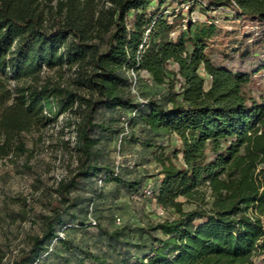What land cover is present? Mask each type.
<instances>
[{"label":"trees","instance_id":"16d2710c","mask_svg":"<svg viewBox=\"0 0 264 264\" xmlns=\"http://www.w3.org/2000/svg\"><path fill=\"white\" fill-rule=\"evenodd\" d=\"M197 9L204 19L190 15ZM223 12L248 19L264 43V0H0V160L27 155L26 135L60 116L67 125L79 118L72 123L78 166L58 184L41 235L14 264H41L57 243L66 246L63 216L86 226L74 213L83 200L70 192L77 179L103 171L96 134L121 133L102 116L119 109L133 112L131 141L152 150L159 166L154 203L176 217L111 232L96 224L99 233L118 242L126 231L140 240L161 233L157 246L140 243L147 251L132 264L264 257V98L249 87L264 71V49L231 59L209 53ZM129 72L164 91L136 100ZM135 122L147 135H135ZM171 135L181 144L180 166L166 153ZM105 170L104 181L141 186Z\"/></svg>","mask_w":264,"mask_h":264},{"label":"rangeland","instance_id":"374dc122","mask_svg":"<svg viewBox=\"0 0 264 264\" xmlns=\"http://www.w3.org/2000/svg\"><path fill=\"white\" fill-rule=\"evenodd\" d=\"M190 15L205 17L198 9ZM216 29L208 52L223 59L256 55L264 49V43L257 38L259 33L255 34L258 29L244 17L220 13L216 16ZM169 68L174 69V66L170 64ZM129 77V88L136 100L141 101L165 89L153 84L148 75L137 77L129 72ZM249 87L264 98V71L252 77ZM102 116L122 130L118 135L96 134L100 139L97 147L101 151L99 164L103 171L90 179H77V188L70 192L71 196L83 200L74 213L86 226L78 228L75 220L63 216L67 229H60L59 235L68 244L57 243L54 252L41 264H132L147 251L140 243L146 241L157 246L163 239L161 233H154L153 239L144 234L140 240V232L126 231L118 242L101 235L96 224L111 232L123 226L146 228L150 223L176 217L173 210L157 206L153 197L146 194L145 189L153 193L159 186V166L152 150L131 141V127L127 123L133 119V112L103 111ZM78 119L74 116L67 125L69 121L60 116L46 129L26 135L27 155L0 160V264H14L17 255L41 235L45 217L51 214L49 204L58 199V184L74 174L78 156L72 123ZM132 129L136 136L147 135L139 123L135 122ZM167 143L166 153L180 166L179 139L171 135ZM107 167L113 168L121 179L137 181L141 186L130 189L112 180L104 181ZM191 208L192 205H184L185 210ZM256 264H264V257H258Z\"/></svg>","mask_w":264,"mask_h":264},{"label":"built area","instance_id":"2783aa9c","mask_svg":"<svg viewBox=\"0 0 264 264\" xmlns=\"http://www.w3.org/2000/svg\"><path fill=\"white\" fill-rule=\"evenodd\" d=\"M256 28V27H255ZM146 190V194H148V195H151V191L150 190H147V189H145ZM92 221V220H91ZM93 223L92 224H95V222L94 221H92Z\"/></svg>","mask_w":264,"mask_h":264}]
</instances>
